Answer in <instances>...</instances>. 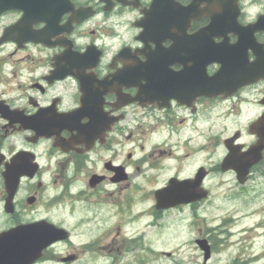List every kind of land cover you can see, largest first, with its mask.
<instances>
[{"label":"flooded vegetation","instance_id":"obj_1","mask_svg":"<svg viewBox=\"0 0 264 264\" xmlns=\"http://www.w3.org/2000/svg\"><path fill=\"white\" fill-rule=\"evenodd\" d=\"M255 69L264 72V0H21L0 11V233L13 237L0 264L170 257L160 238L221 218L206 211L223 175L230 190L264 174L259 162L240 184L221 170L227 145L257 140ZM216 109L236 127L208 163ZM198 231L207 264L220 240Z\"/></svg>","mask_w":264,"mask_h":264},{"label":"rangeland","instance_id":"obj_2","mask_svg":"<svg viewBox=\"0 0 264 264\" xmlns=\"http://www.w3.org/2000/svg\"><path fill=\"white\" fill-rule=\"evenodd\" d=\"M258 112L259 108L255 106L248 114H242L237 126H243L248 117H256ZM221 114L219 109L212 113L215 124L205 134L209 145L206 150L208 163L215 162L219 157L220 148L216 147V141L236 127L229 124L230 117L225 118ZM261 168L264 169L263 163L258 169ZM222 182L221 187L213 185L214 203L212 209L208 207L206 211L207 216L211 213L221 214V218L202 221L190 229L176 228L172 234L164 236L162 240L160 238L159 247L172 254L161 258L156 264H201L202 252L195 244L199 227L220 240L217 252L207 264H223L237 257L246 258L248 264H264V176L254 173L248 184L241 187L242 191L241 188L227 190L228 186L234 184L232 174L223 175ZM215 205L217 210L213 209ZM208 217L214 218L212 215Z\"/></svg>","mask_w":264,"mask_h":264},{"label":"water","instance_id":"obj_3","mask_svg":"<svg viewBox=\"0 0 264 264\" xmlns=\"http://www.w3.org/2000/svg\"><path fill=\"white\" fill-rule=\"evenodd\" d=\"M20 1L21 0H0V11L7 8L19 6ZM260 76H264V72L254 70V72L251 74V80H256ZM212 79H215V77H213ZM232 86V84H229L227 87L223 86V88L228 91H223L221 87L218 90L219 92H222L224 94H230L233 88H236L237 85H234L233 87ZM212 87L214 89L216 88L214 84H212ZM250 129L257 135L256 142L250 145L246 151L242 152L239 151L241 145L235 147L227 145L230 152L221 163V170L227 171L229 169H233L236 173L237 180L240 183H244L246 181V176L249 172V168L262 158V151L264 149V113L257 121L251 124ZM203 174L204 171L200 170L198 173V178ZM9 239H13L10 232L0 233V246H9L11 244L9 243ZM197 242L204 250V259H207L210 255V249L208 244L206 243V240H197Z\"/></svg>","mask_w":264,"mask_h":264},{"label":"bare ground","instance_id":"obj_4","mask_svg":"<svg viewBox=\"0 0 264 264\" xmlns=\"http://www.w3.org/2000/svg\"><path fill=\"white\" fill-rule=\"evenodd\" d=\"M182 235H184V234H182ZM180 246H182V245H180Z\"/></svg>","mask_w":264,"mask_h":264}]
</instances>
